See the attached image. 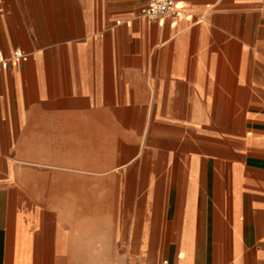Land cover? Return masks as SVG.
<instances>
[{"label":"crops","instance_id":"obj_1","mask_svg":"<svg viewBox=\"0 0 264 264\" xmlns=\"http://www.w3.org/2000/svg\"><path fill=\"white\" fill-rule=\"evenodd\" d=\"M149 2L0 0V264H264V0Z\"/></svg>","mask_w":264,"mask_h":264},{"label":"built area","instance_id":"obj_2","mask_svg":"<svg viewBox=\"0 0 264 264\" xmlns=\"http://www.w3.org/2000/svg\"><path fill=\"white\" fill-rule=\"evenodd\" d=\"M141 14L150 20H157L167 15L178 17L180 11L176 0H150V2L141 9ZM22 57L20 51L15 52V58ZM5 55L0 51V67L6 62Z\"/></svg>","mask_w":264,"mask_h":264},{"label":"rangeland","instance_id":"obj_3","mask_svg":"<svg viewBox=\"0 0 264 264\" xmlns=\"http://www.w3.org/2000/svg\"><path fill=\"white\" fill-rule=\"evenodd\" d=\"M29 1H32V2H33V1H35V0H29Z\"/></svg>","mask_w":264,"mask_h":264}]
</instances>
